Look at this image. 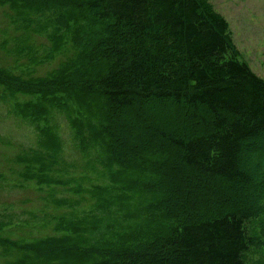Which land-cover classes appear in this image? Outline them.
Here are the masks:
<instances>
[{"label":"trees","instance_id":"16d2710c","mask_svg":"<svg viewBox=\"0 0 264 264\" xmlns=\"http://www.w3.org/2000/svg\"><path fill=\"white\" fill-rule=\"evenodd\" d=\"M0 9L13 32L49 40L41 58L27 43L16 50L25 65L71 49L38 76L0 56V100L39 138L17 156L20 175L38 190L86 192L106 210H126L116 200L133 191L148 213L123 211L120 223L69 210L52 218L54 234L29 239L2 235L0 216V264H246L258 244L246 223L264 215V80L210 0H0ZM54 113L85 154L83 170L97 162L109 183L58 178ZM248 156L259 158L245 166Z\"/></svg>","mask_w":264,"mask_h":264},{"label":"rangeland","instance_id":"374dc122","mask_svg":"<svg viewBox=\"0 0 264 264\" xmlns=\"http://www.w3.org/2000/svg\"><path fill=\"white\" fill-rule=\"evenodd\" d=\"M210 2L228 22L231 38L240 59L246 62L252 72L264 80V0H210ZM6 11V9H0V56L4 57L9 67L13 68V72L18 73L27 66H31L35 67L36 76L46 74L57 67L64 60L65 55L71 51V49L68 51L70 48L68 46L42 65H30L29 62L25 65L27 57L20 56L19 52H16L23 43L30 45L33 49L31 52L39 58L45 52L43 47L46 46L47 50H50L51 45L43 36L13 32L4 16ZM14 99L12 98V101ZM53 117L62 142V150L56 165L59 169L56 174L58 178L73 179L72 182L83 189H91V184L104 186V183H109L107 172H101L102 167L97 162L96 170L91 168L83 170L87 159L79 150L77 143L72 140L67 121L59 113H54ZM33 128L26 119H21L14 114L9 104L0 100V216L8 223L2 235L10 236L13 230V236L26 239L42 234H54L52 218L68 215L66 211L69 210L74 211L78 217L93 214L96 220L120 223L125 221L122 219L123 211L133 215L144 210L142 208L144 200L131 195L134 194L133 191H129L128 194L116 200L118 207L121 201L126 210L119 211L116 206L106 210L96 207L86 192L74 194L60 186L55 188L42 186L38 190L35 184L25 181L20 175L22 166L16 158L38 144V133L36 135ZM94 152H90V160L93 155H96ZM257 158L259 157H245L243 164L250 166ZM252 188L251 185L246 186L242 193L249 192ZM104 197L107 195L105 194ZM54 200L60 201L59 203L78 200V204L72 209L64 205L56 207ZM147 214L145 211L142 215ZM246 226L250 235L254 236L258 243L245 253L246 264H264V215L248 221Z\"/></svg>","mask_w":264,"mask_h":264}]
</instances>
